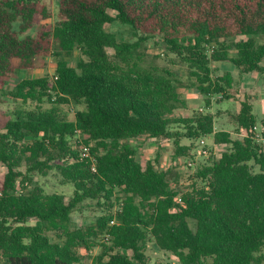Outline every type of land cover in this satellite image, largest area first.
Masks as SVG:
<instances>
[{
  "label": "trees",
  "instance_id": "trees-1",
  "mask_svg": "<svg viewBox=\"0 0 264 264\" xmlns=\"http://www.w3.org/2000/svg\"><path fill=\"white\" fill-rule=\"evenodd\" d=\"M51 17L40 0H0V104L6 77L33 69L37 57L56 60L51 79H23L8 93L27 107L0 129L2 264H84L79 250L96 246L98 264H149L148 243L176 264H264V151L240 137L257 118L247 96L232 116L234 136L215 133L210 113L213 98H234L232 75L214 76L212 64L264 75V41L257 42L264 40V0H58L54 26ZM113 22L129 27L137 42H118L105 31ZM154 37L185 65L202 96L200 111L178 115L185 102L174 73L140 64L138 48ZM75 49L81 57L73 68L67 59ZM45 101L51 106L43 108ZM71 105L77 110L69 117L61 109ZM75 129L89 136L95 173L71 143ZM209 136L223 151L196 166L200 186L181 204L177 176L158 168L159 154L143 167L130 145L170 141L172 158L196 165L193 143ZM50 172L72 187L68 201L38 185L28 189L34 175ZM85 202L100 215L72 227L73 211Z\"/></svg>",
  "mask_w": 264,
  "mask_h": 264
},
{
  "label": "rangeland",
  "instance_id": "rangeland-1",
  "mask_svg": "<svg viewBox=\"0 0 264 264\" xmlns=\"http://www.w3.org/2000/svg\"><path fill=\"white\" fill-rule=\"evenodd\" d=\"M42 4L47 5L50 8L52 17L46 22H49L52 26L57 21L58 12V0H40ZM109 14L114 17L115 12L109 11ZM39 30V26H35L28 33L35 35ZM105 31L112 33L116 36L118 42H137V37L132 33V30L127 27L120 25L117 22L108 23L105 25ZM26 35V34H24ZM23 35V36H24ZM242 37H236L232 41H237ZM262 38H257V42H262ZM106 52L109 56L114 55V50L107 48ZM143 60L140 64L143 67H156L158 69H167L174 73L177 79V91L180 98L185 102V107H181L177 114L180 116L192 115L196 111H200L202 106V96L196 91L195 88L190 86L191 82L187 79L186 67L179 62V59L169 52L163 45L160 38L154 37L148 39L146 42L141 44L140 48L137 50ZM230 55H235L234 51L230 52ZM80 53L78 49H75L72 56L67 59L69 66L75 68L76 63L80 58ZM55 58L53 54L50 53L44 57H37L34 60V68L22 70L17 76L11 75L6 77L4 80V85L2 87V97L3 103L0 104V129L3 127L6 119L10 117L11 113L21 108L26 107L21 106L20 101H15L8 96L10 91H13L15 86L20 80L28 78H40L47 77L51 79L54 75V63ZM264 64V61H262ZM212 70L214 76H221L225 72L233 73L235 84L233 86V96L234 98L226 101L223 100L216 103L219 97L212 99L211 113L214 114V125L220 130H229L234 136V122H232L228 114H235L240 106L241 101L244 100L245 95L249 97V103L253 109V113L257 118V125H260V120L264 119V75L255 74L256 77L248 80H239L236 72L228 64H212ZM34 106L32 103L28 105ZM43 108H48L51 106L46 101L42 105ZM68 113L69 117L74 115L77 110L74 106H68L61 109V111ZM220 114H219V113ZM216 115V116H215ZM210 138V137H209ZM191 142L184 140L182 144L188 145ZM195 149L193 150L194 162L196 165L193 168L187 166V162L183 157L179 158L178 164L175 165L174 158H172L174 149L170 141H158L155 139L143 138L137 141H131L130 145L136 148V159L144 167L147 161L153 160L157 154H159L158 168L162 170H171L177 176V186L178 193L181 196L191 190V187H199L200 184L196 181L194 174V169L197 165L205 162L211 155L213 151L212 138L207 140L204 147H201L199 141L193 143ZM203 150H207V155L202 154ZM213 154V152H212ZM5 173V169L0 166V176ZM174 182V180H171ZM38 185L43 188L46 193H62L66 197V201L69 200L72 195V187L69 185H62L60 183V178L54 172H50L47 177L43 178L38 175L32 177L31 184L28 183V189L33 188ZM116 208H114V211ZM100 213L93 208V204L89 202L83 203L79 208L73 211L71 215V226L72 227H82L87 225H92ZM33 223V221H31ZM191 228L194 227L193 222L189 221ZM105 237H100L97 242H106ZM101 248L99 246L94 247L91 251L79 250L81 256L83 257L84 264H98L96 258L99 255ZM264 252V251H262ZM131 255L130 252H127ZM146 255L149 259V264H176V258L169 253L160 251L153 243H148L146 246ZM0 264L2 262L0 261Z\"/></svg>",
  "mask_w": 264,
  "mask_h": 264
},
{
  "label": "built area",
  "instance_id": "built-area-1",
  "mask_svg": "<svg viewBox=\"0 0 264 264\" xmlns=\"http://www.w3.org/2000/svg\"><path fill=\"white\" fill-rule=\"evenodd\" d=\"M241 132L242 134H240V137H244L246 135L249 136L250 139L253 140L255 143H257L260 149L264 151V126L255 125L251 127L247 132H243V131ZM70 140L74 146L76 147L78 146L79 158L81 160L88 162L90 164L91 171L95 173L96 172V165H95L96 160H95V157L91 154V143L88 141L89 136L85 134L82 130L75 129ZM199 144L201 145V147H204L205 141L201 139L199 141ZM213 148H215L212 151L213 155H215L216 157H219L221 151H223L224 146L213 144ZM207 152H208L207 150H203L201 153L204 155H207ZM178 160L179 158L174 159L175 165L178 164L179 162ZM186 162L189 168H193L195 166L194 163L191 161L186 160ZM181 193L183 192H180V194L177 195V197L175 198L176 204L182 203ZM114 224H115L114 221L110 222V225H114ZM106 240H107V237H106Z\"/></svg>",
  "mask_w": 264,
  "mask_h": 264
},
{
  "label": "crops",
  "instance_id": "crops-1",
  "mask_svg": "<svg viewBox=\"0 0 264 264\" xmlns=\"http://www.w3.org/2000/svg\"><path fill=\"white\" fill-rule=\"evenodd\" d=\"M223 64H228V65H230L231 67H232V69L236 72V74H237V76H238V79L239 80H248V79H252V78H254V77H256L255 76V74H259V73H255V72H253V73H249V74H239L237 71H236V69L230 64V63H226V62H222ZM217 64H220V63H217ZM261 65L262 66H264V64H262V62H261ZM23 70H26V69H23ZM22 71V70H21ZM226 73V72H225ZM228 73H230V72H228ZM231 75H232V77H233V80H234V75H233V73H230ZM259 75H261V74H259ZM242 80V81H243ZM234 84H235V80H234ZM234 84H233V86H234ZM245 96H247V95H245ZM248 97V96H247ZM249 98V97H248ZM231 100V99H230ZM226 101H229V100H226ZM253 110V109H252ZM238 112V111H237ZM210 113H211V108H210ZM219 113V112H218ZM212 114V113H211ZM220 114V113H219ZM213 115V119H214V114H212ZM229 116H230V118H231V120H232V122H234L233 121V119H232V116L234 115V114H228ZM255 115V114H254ZM216 116V115H215ZM262 120V119H261ZM260 120V121H261ZM215 123V121L213 120V124ZM235 124V123H234ZM235 129V125H234V128H233V130ZM220 131H224V132H229V130H220V129H218L215 125H214V132L216 133V132H220ZM229 133H231V132H229ZM232 134V133H231ZM210 137V138H209ZM209 137H206V138H203V140L205 141V143H206V141L207 140H210L212 137L211 136H209ZM140 140V139H139ZM132 141H137V140H132ZM131 142V141H130ZM212 144H215L214 142H213V139H212ZM134 147V146H133Z\"/></svg>",
  "mask_w": 264,
  "mask_h": 264
}]
</instances>
